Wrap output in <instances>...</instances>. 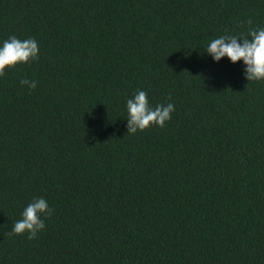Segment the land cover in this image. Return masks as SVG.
I'll use <instances>...</instances> for the list:
<instances>
[{"label":"trees","instance_id":"16d2710c","mask_svg":"<svg viewBox=\"0 0 264 264\" xmlns=\"http://www.w3.org/2000/svg\"><path fill=\"white\" fill-rule=\"evenodd\" d=\"M260 29L264 0H0V47L39 48L0 76V264H264V80L205 51ZM138 90L163 127L128 133Z\"/></svg>","mask_w":264,"mask_h":264},{"label":"clouds","instance_id":"9594fccd","mask_svg":"<svg viewBox=\"0 0 264 264\" xmlns=\"http://www.w3.org/2000/svg\"><path fill=\"white\" fill-rule=\"evenodd\" d=\"M251 24V20L248 21ZM251 40L235 35H223L212 40L206 52L219 61L227 56L233 63L244 61L246 78L249 81L264 80V29L251 30ZM242 39L243 43H240ZM38 44L34 38L21 41L11 36L0 47V76L5 74L6 67H14L17 63H27L30 59L38 58ZM21 85H27L30 89L36 87L35 81L27 79L20 81ZM175 110L172 103L157 105L154 109L149 107L147 93L138 90L134 98L127 100L128 133L143 131L151 125L163 127L165 122L171 119V113ZM41 214L51 215L48 203L39 198L29 204L22 213V219L15 222L12 231L16 234L29 232V239L36 237L37 232L45 227Z\"/></svg>","mask_w":264,"mask_h":264}]
</instances>
